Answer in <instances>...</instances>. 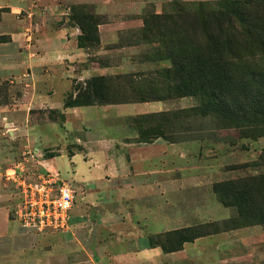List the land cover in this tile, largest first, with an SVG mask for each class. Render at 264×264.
<instances>
[{
    "label": "rangeland",
    "instance_id": "374dc122",
    "mask_svg": "<svg viewBox=\"0 0 264 264\" xmlns=\"http://www.w3.org/2000/svg\"><path fill=\"white\" fill-rule=\"evenodd\" d=\"M55 1L49 13L78 28L77 45H83L79 48L87 55L76 71L105 69L103 74L95 72L84 80H73L65 98L69 95L73 98L75 89L83 90L84 83L91 78L105 77L125 86L119 96L110 97L111 101L117 98L136 103L133 101L135 94L128 88L129 84L136 85L147 93L149 102L142 104L156 103L158 110L153 114H164L167 122L163 131L170 142L161 139L186 147L183 165L169 172L173 176L177 173L176 178L182 180L179 186L168 187L165 199L134 201L136 207L130 217L122 213L117 224L135 225L141 230L136 232L139 239L140 235L148 237L151 248H160L167 254L180 249L182 238L192 242L230 232L219 255H209L207 263L193 264H264V0H232L242 6L236 4L230 11L221 9L206 13L201 12L206 9L200 4L212 6L231 0H176L163 4L159 14L152 8H145L142 23L128 24L117 32L118 38L111 40L99 38L98 26L106 18L97 15L92 4H81L79 0ZM37 13L48 12L39 9ZM226 16L246 29L244 34L228 39V42L223 41L226 39L220 34L219 25ZM213 22L214 28H210ZM203 27L210 28L218 38L217 48L198 42L209 32ZM0 40H6V37H0ZM215 55L223 58L221 65L231 80L223 93L219 86L205 79L208 74L203 65ZM116 77L121 79L116 81ZM183 92L187 96L180 97ZM20 94V86L2 85L0 104L11 103L12 98ZM215 99L220 102H214ZM110 105L118 104L97 106ZM34 113V120L41 123L62 122L60 113L55 111L39 109ZM85 120V132L91 130L90 133L96 134L97 130L108 129L119 136L120 131L128 129L139 134L135 117L117 118L109 112L105 118L98 114L97 117L87 116ZM154 127L155 122L154 126L152 122L142 124L143 129ZM121 135L125 137V134ZM71 141H66L64 152L59 151V146L64 144L61 142V145L41 152L39 158L56 157L54 167L75 189L77 201L82 190L73 177L75 161L68 155L78 146ZM29 156L26 153L21 157V169L25 177L32 179L45 170L36 169L37 154L32 158ZM5 190L9 196L4 206L5 218L0 211V237L11 236V252L30 250L31 247L51 250L54 238L66 232L35 234L20 229L13 217L19 201L18 190L10 181ZM159 218L166 220V231H154ZM101 220L99 215L86 217L79 237L86 250H90L96 241L100 244L110 241V232L97 229ZM194 237L197 238L192 239ZM113 240L122 243L123 248L116 245V249H121L124 255L128 251L126 246L129 251L135 248L127 245L128 239ZM7 241L5 238L0 240L1 249ZM125 264L132 263L127 260ZM150 264H174V259L160 263L157 256H153Z\"/></svg>",
    "mask_w": 264,
    "mask_h": 264
},
{
    "label": "crops",
    "instance_id": "0c3cea01",
    "mask_svg": "<svg viewBox=\"0 0 264 264\" xmlns=\"http://www.w3.org/2000/svg\"><path fill=\"white\" fill-rule=\"evenodd\" d=\"M172 1L176 0H79V3L92 4L96 14L106 18L98 26L99 38L111 40L118 38L117 32L128 24L142 23L145 8L159 14L163 4ZM55 3V0H0V37H6L0 40V86L21 88L20 96L12 98L11 103L0 104V211L5 218L4 206L9 196L5 187L11 172L23 168L21 157L26 153L34 157L32 150L37 154V170L56 171L55 156L45 159L39 155L61 142L64 144H60L59 151L64 152L67 140L78 146L68 156L75 161L73 177L82 191L70 212L66 233L54 238L51 250L31 247L11 252L12 239L8 234L0 237L8 240L0 248V264H125L127 260L132 264H150L153 256L160 263L173 259L174 264L207 263L209 255L220 254L230 232L185 242L180 250L167 254L160 248H151L148 237L140 235L139 239L136 232L141 230L135 225L117 224L122 213L130 217L136 207L134 201L165 199L168 187L179 186L182 180L176 178V172V176L169 172L183 165L186 147L161 138L139 142L135 140L138 135L128 129L120 131L119 136L108 129L97 130L96 134L84 131L87 116L100 114L105 118L112 112L117 118L142 117L157 112L159 105L126 103L64 108L73 80H84L95 72L103 74L105 69L76 71L87 55L77 45L78 28L49 13ZM39 9L48 13L38 14ZM39 109L58 112L64 119L61 123L38 122L33 117L34 110ZM92 215L102 217L97 229L110 232L112 239L107 236L108 244L96 241L86 250L79 242L80 231L86 217ZM157 226L155 232L166 231V220L159 218ZM120 238L128 239L127 245L136 249L129 251L126 246L129 252L124 255L120 252L122 243L113 240ZM116 245L121 249L117 250Z\"/></svg>",
    "mask_w": 264,
    "mask_h": 264
},
{
    "label": "trees",
    "instance_id": "16d2710c",
    "mask_svg": "<svg viewBox=\"0 0 264 264\" xmlns=\"http://www.w3.org/2000/svg\"><path fill=\"white\" fill-rule=\"evenodd\" d=\"M239 4L242 6V3L237 1H222L218 5H212V6H206L203 4H200V7L203 8L205 6L206 10H201V12L206 13L208 11L215 12V10H233L234 5ZM246 4V3H245ZM79 28L83 31L81 25L77 23ZM147 25V24H145ZM215 22L211 24L210 28H214ZM220 25L221 28V35H224V38L226 40H223L224 42H228V39H233L235 37H238L246 32L245 26L241 23H238L237 21H234L231 17L226 16L225 20L222 21ZM208 27H203V30L206 29L209 31L207 34H205L202 38L198 39V42L202 44V46H205L207 44H212L215 48L219 46L218 44V38L214 37L213 32ZM83 42H90L89 39H80V41ZM223 42V44H224ZM79 47H83V45L80 44ZM223 61V58L220 55H215L214 57L208 59L205 62V66L207 68V77L205 79L209 81V83H214L215 86H219L221 88V92L226 89V86L231 82L230 77L226 73L225 68L221 65ZM121 78L116 77L115 80L119 81ZM85 88L83 90L75 89L76 93L75 96H73L72 100L70 98V95L64 99L63 106L64 108H73V107H84V106H97V105H109V104H122V103H129L124 102L122 99H115L114 101L110 100V97H117L121 94V89H123V85H121L119 82H115L110 78L105 77H93L90 80L86 81L84 83ZM129 90L135 94V98H133L134 102L136 103H143V102H149L148 98L146 97L145 92L140 91L138 86L129 84L128 86ZM144 93V94H143ZM187 93L183 92L180 94V97L187 96ZM210 97L216 98L214 94H210ZM214 102H220V100H213ZM113 102V103H112ZM7 104V103H5ZM164 114H150L142 117H135L137 120L136 124L138 125V138L140 139L139 142H145L149 143L151 140L156 138H163L165 141L170 142V139L165 137L163 126L167 122L163 118ZM63 116L60 114V120L63 121ZM154 126V122L156 124V127L154 128H142V124L145 122H151ZM231 187V185H230ZM224 201H226V198H224ZM228 206V205H225ZM197 237H194L192 239H195ZM182 244L185 242H188L189 240L182 238L181 239ZM182 245H180L181 248ZM180 250V249H178Z\"/></svg>",
    "mask_w": 264,
    "mask_h": 264
},
{
    "label": "built area",
    "instance_id": "2783aa9c",
    "mask_svg": "<svg viewBox=\"0 0 264 264\" xmlns=\"http://www.w3.org/2000/svg\"><path fill=\"white\" fill-rule=\"evenodd\" d=\"M8 180L19 193L13 217L20 229L35 234L67 230L76 191L58 171H45L29 179L22 169H17L11 172Z\"/></svg>",
    "mask_w": 264,
    "mask_h": 264
},
{
    "label": "bare ground",
    "instance_id": "6f19581e",
    "mask_svg": "<svg viewBox=\"0 0 264 264\" xmlns=\"http://www.w3.org/2000/svg\"><path fill=\"white\" fill-rule=\"evenodd\" d=\"M70 221H72V220H70Z\"/></svg>",
    "mask_w": 264,
    "mask_h": 264
}]
</instances>
